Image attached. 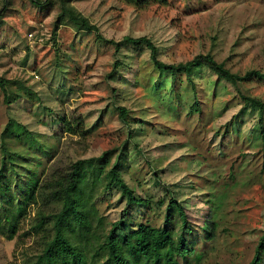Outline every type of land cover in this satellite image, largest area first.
<instances>
[{
	"label": "rangeland",
	"instance_id": "obj_1",
	"mask_svg": "<svg viewBox=\"0 0 264 264\" xmlns=\"http://www.w3.org/2000/svg\"><path fill=\"white\" fill-rule=\"evenodd\" d=\"M3 5L0 168L2 145L21 149L7 142L12 128L33 136L40 154L25 167L3 170V209L9 207L5 184L13 204L12 187L25 178L24 168L48 191L74 162L106 151L104 170L119 157L125 182L149 201L130 207L128 227L166 224L175 243L184 234L191 250L174 255L178 264H248L264 235V111L244 106L243 96L264 102V79L233 86L205 66L193 68L189 79L174 76L153 66L145 46L123 43L115 54L107 40L146 36L165 63L209 53L239 75L264 72V0H0V10ZM195 99L198 110L191 108ZM118 106L126 108V122ZM63 118L88 132L65 131ZM170 198L181 204L190 231L167 206ZM91 200L102 220L98 227L109 231L124 197L99 185ZM26 209L13 238L0 234V264H26L38 253L33 218L39 209L57 207L39 199Z\"/></svg>",
	"mask_w": 264,
	"mask_h": 264
},
{
	"label": "trees",
	"instance_id": "obj_2",
	"mask_svg": "<svg viewBox=\"0 0 264 264\" xmlns=\"http://www.w3.org/2000/svg\"><path fill=\"white\" fill-rule=\"evenodd\" d=\"M127 1L134 4L147 3V0ZM4 9L3 5L0 10V18ZM70 18L80 21L86 29H95V26L89 24L84 17L70 16ZM107 42L114 44L115 54L121 50L123 43L145 46L150 52L153 66L159 71H169L174 76L184 73L189 79L193 68L205 66L218 78L226 80L233 86L252 78L264 79V72L256 69L248 70L243 75L231 72L223 62L216 61L209 53L197 54L186 62L165 63L158 59L157 46L146 36H125L119 42L112 40H107ZM116 66L117 63L114 64V67ZM243 99L244 106L258 108L260 112L264 111V102L261 100L250 96H243ZM191 108L199 109L198 100H194ZM117 110L118 117L126 122V108L118 106ZM61 120L65 131L69 133L86 134L88 132L83 126L79 127V121H77L78 126L76 127L69 120L64 118ZM9 123L10 121L6 124L2 137L7 131ZM11 134L12 136L7 137V142L16 143L20 145L21 149L11 150L2 145L5 154L2 158L0 175L4 169L5 171L13 170L15 163L25 167L24 165H29L33 159L39 158L40 155L37 153L38 145L34 146L33 144V136L28 138V135L25 136L13 128ZM2 141L4 143L5 138ZM106 154L105 151L98 157L77 160L72 164L71 171L57 179L48 191L41 189L42 185L38 182V176L30 180L31 177L28 176L24 168L25 178L15 179V184L12 187L14 188L12 193L15 194L17 191L18 194L13 204L12 198L9 197V199L6 196L10 193V185L5 184L3 197L9 203V207L3 209L4 206L0 205V234L8 239L13 238L19 230L20 219L27 215V206L37 203L40 199L43 204H52L57 207L56 210L49 213L43 209L36 211L33 218L35 221L30 227V232L39 236L41 249L32 258H28L26 264H178L174 255L185 257L191 250L182 233L179 235V241L175 243L173 232L166 224L156 227L149 223L139 222L134 227H128L126 220L130 207H139L140 205L147 207L149 201L138 197L135 190L125 182L120 174L123 165L119 157L109 170H104ZM99 185H102L106 190L117 189L125 199V208L121 211L119 219L111 223L110 230L107 232L102 231L103 226L98 227L102 225V220L97 216L94 202L91 200L92 193ZM167 206L177 210L183 224V231L189 230L186 214L181 204L176 199L170 198ZM93 221H97V223L93 224ZM211 225L214 230L215 222H211ZM204 233L208 237L212 235L211 232L209 234L205 230V227ZM262 248H264V235L259 240L248 264H264Z\"/></svg>",
	"mask_w": 264,
	"mask_h": 264
}]
</instances>
